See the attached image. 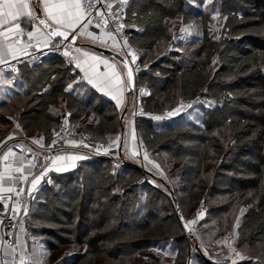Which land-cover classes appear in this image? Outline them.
<instances>
[{
  "label": "trees",
  "instance_id": "obj_1",
  "mask_svg": "<svg viewBox=\"0 0 264 264\" xmlns=\"http://www.w3.org/2000/svg\"><path fill=\"white\" fill-rule=\"evenodd\" d=\"M212 5L225 16L219 37L205 0H129L126 20L135 30L128 45L145 67L137 83L150 92L136 128L154 175L123 157L118 165L94 154L71 171L53 172L28 215L34 240L27 264H49L44 249L53 255L66 248L53 264H211L219 235L234 231L239 247L264 264V0ZM173 22L189 26L185 41L174 43ZM14 75L0 79V142L21 129L50 143L61 117L75 126L88 112L97 122L78 127L90 139L122 137L117 106L78 83L79 73L57 56ZM199 97L214 104L155 117Z\"/></svg>",
  "mask_w": 264,
  "mask_h": 264
},
{
  "label": "built area",
  "instance_id": "obj_2",
  "mask_svg": "<svg viewBox=\"0 0 264 264\" xmlns=\"http://www.w3.org/2000/svg\"><path fill=\"white\" fill-rule=\"evenodd\" d=\"M86 2L87 0H82V3ZM128 2L129 0H92L93 7L88 10L84 20L90 31L96 34L105 33L119 40L120 46L117 52L130 61L137 76L145 67L140 61L139 54L128 45L129 34L135 30V27L126 20ZM88 20H91V23H88ZM29 32L31 30L22 29L20 35L16 37V41L24 40L27 42L26 51L19 57L2 64L0 66L1 73L16 74L23 65L39 66L50 56H57L67 67L76 70V54L79 49L76 45L65 40H56L48 46H43L36 42L34 36L29 39L27 35ZM188 35L189 30L181 28L174 37V43L185 41ZM57 41L62 42L58 47H54L53 45ZM149 94V89L139 85L136 79L135 93L133 95V117L135 120L141 115H146L142 101ZM203 104L211 106L214 102L206 97L182 99L172 110L155 117L168 118L177 116L190 111L195 105ZM169 113H172V115H169ZM30 141L23 130L13 129L7 142L18 151L21 164L30 167L33 175H37L46 169L48 154L66 149L71 145H76L79 149L91 155L107 156L115 164H121L122 148L120 137L106 141L92 140L82 127L72 126L66 116L60 118L59 127L50 143H46L45 139L41 137L39 139V145L41 146L32 147L29 146ZM140 149L142 152L146 151L143 144H141ZM5 163L14 185L8 192L0 189V227L6 232L5 235L8 236L9 229L7 227L9 223H13L14 231L26 234L28 232V215L34 200L33 194H27L26 191L28 175L15 165L14 158L7 159ZM140 166L144 167L145 163ZM45 176H48V174H45ZM215 246H217L216 252L207 256L214 264H240L251 259L246 251L239 247L238 242L231 233L222 234L217 239ZM193 252L194 247H190L189 253L192 254ZM29 256V248L27 246L23 249L20 257L27 262ZM18 259L19 256L16 253L8 252L0 246V264L7 262L16 263Z\"/></svg>",
  "mask_w": 264,
  "mask_h": 264
},
{
  "label": "crops",
  "instance_id": "obj_3",
  "mask_svg": "<svg viewBox=\"0 0 264 264\" xmlns=\"http://www.w3.org/2000/svg\"><path fill=\"white\" fill-rule=\"evenodd\" d=\"M27 2L29 4V11L34 9L36 14L35 8L38 6L46 21L49 24L52 23L43 13V0H41L39 5L33 0H27ZM23 19L25 18H18L16 21H11L10 24L0 26V32H3V34H0V66L9 62L11 59L19 57L26 51L28 47L27 42L24 40L16 41V37L20 35L22 29L31 30L34 33L33 36L36 42L43 46H48L54 41L48 35V31L39 24L38 20H34L32 24L26 26L22 23ZM17 23L20 24L19 29L14 28V25ZM10 27L12 29L11 31H4V29ZM53 27L58 28L60 31H65L66 34H73L78 38L76 47L79 49L76 54V59L79 68H76V71L79 73V76L77 82L86 84L88 87L94 89L101 97L112 101L123 115L122 119L125 125L122 135L124 139L122 145L123 159L139 165L143 163L148 165L149 161L147 160L146 152H142L140 149L142 142L136 128V120L132 113L131 95L128 94L129 79L127 70L117 59L100 53L89 46L96 45L117 52L120 46L119 40L105 33L96 34L90 31L85 20H82L75 31L65 29L59 25H53ZM20 72L21 68L15 74L16 77L20 76ZM1 77H3V73L0 72V79ZM67 90L70 92L73 91L71 84H68ZM66 117L69 120L68 115ZM96 122L97 117L91 112H88L75 126H81L85 123L95 124ZM10 136H6L0 142V189L6 192L10 191L14 185L5 163L9 158H14L15 165L28 175L26 191L27 194H33L35 196L42 184L45 181H50L53 172L62 173L71 171L80 165L81 162L92 156L86 151L79 149L76 145H71L66 149L48 154L46 169L37 175H33L30 167L21 164L18 151L7 142ZM40 138L31 140L29 146H41L39 145ZM45 174H48V176H45ZM5 234L6 232L0 227V246L8 252L16 253L19 256V264H24L26 261L22 260L20 256L23 249L28 246L25 234L17 233L14 231V228L8 231L9 239H7ZM5 264L14 263L7 262Z\"/></svg>",
  "mask_w": 264,
  "mask_h": 264
},
{
  "label": "snow or ice",
  "instance_id": "obj_4",
  "mask_svg": "<svg viewBox=\"0 0 264 264\" xmlns=\"http://www.w3.org/2000/svg\"><path fill=\"white\" fill-rule=\"evenodd\" d=\"M40 2L41 0H35L37 5ZM43 4V13L52 22L51 24L37 16L34 9L29 11L27 0H0V17H2L0 26L10 24L11 21H16L18 18H25L22 23L26 26L32 24L34 20H39V24L52 29L48 33L50 37H62L63 40H68V35L65 31H60L53 25H59L65 29L75 31L76 27L84 20L88 10L93 7L92 0H87L86 3H82V0H43ZM88 23H91V20H88ZM14 28L19 29L20 24H15ZM11 30V27L4 29V31ZM0 34H3V32H0ZM27 35L31 39L34 33L29 32ZM74 39L75 37L73 36ZM61 42L57 41L53 46L58 47ZM76 67L79 68V64ZM169 115H172V113H169ZM156 119L159 120L160 117H156Z\"/></svg>",
  "mask_w": 264,
  "mask_h": 264
},
{
  "label": "water",
  "instance_id": "obj_5",
  "mask_svg": "<svg viewBox=\"0 0 264 264\" xmlns=\"http://www.w3.org/2000/svg\"><path fill=\"white\" fill-rule=\"evenodd\" d=\"M35 2V0H33ZM36 15L39 16L40 18L42 19H45L40 8L38 6H36ZM46 20V19H45ZM39 22V20H38ZM48 23V21H46ZM49 24V23H48ZM47 31L48 33L52 30L51 28H48V27H45V25H42ZM68 35V40H65V41H68L70 42L71 44L73 45H77V36L73 35V34H67ZM73 36L75 37V39L73 40ZM54 41L56 40H63L62 37H52ZM91 48H93L94 50L100 52V53H103L107 56H110V57H113L115 59H117L127 70V74H128V79H129V89H128V94L133 96L134 93H135V87H136V79H137V76L134 72V69H133V66L132 64L130 63V61L124 57L122 54L118 53V52H115V51H112V50H109V49H106V48H103V47H99V46H96V45H89ZM123 116V115H122ZM123 137L121 139V148H122V145H123ZM148 167L147 166H140V169L141 171L144 172V174H147L149 176H153L154 174L149 170L147 169ZM172 198H173V202H174V205H175V209L177 211V214L181 220V223L183 225V227L185 228L188 236L190 238H193L194 235H193V232L191 230V227L190 225L188 224V222L186 221V219L184 218L181 210H180V207H179V204H178V201L176 199V197L174 195H172ZM14 228V224L13 223H9L7 229H13ZM7 239H9V237L7 236ZM197 249H200L199 246H197ZM207 261L211 264H214L212 263L209 259H207ZM246 264H262L258 259L256 258H251L250 260H247L245 261Z\"/></svg>",
  "mask_w": 264,
  "mask_h": 264
},
{
  "label": "rangeland",
  "instance_id": "obj_6",
  "mask_svg": "<svg viewBox=\"0 0 264 264\" xmlns=\"http://www.w3.org/2000/svg\"><path fill=\"white\" fill-rule=\"evenodd\" d=\"M205 5L207 6V5H210V7H209V9L211 10V14H210V18H209V28H210V31L216 36V37H219L220 36V34H221V31H222V28H223V25H224V22H225V16L224 15H222L220 12H219V8H218V6L214 9L213 8V5H212V0H205ZM171 26H172V32H173V34H174V37L176 36V34H177V32H179V30L181 29V28H186V29H188L189 31H190V28H189V26H184L182 23H180V22H177V23H175V22H173V23H171ZM173 46V45H172ZM169 47V49H174L173 47ZM165 48V46L164 45H162L161 47H160V49H159V51H162L163 49ZM15 77H16V75H14ZM195 115H198V114H195ZM6 138V137H5ZM115 138H118V136L117 137H114V138H112V139H115ZM150 164H152V162H150ZM145 166H147L148 168L147 169H149L150 171H153L152 170V168L149 166V164L148 165H145ZM143 172V171H142ZM143 174H144V172H143ZM145 175V177L147 176V177H149V175H147V174H144ZM195 226H196V224H193V230H194V228H195ZM192 230V229H191ZM187 233V232H186ZM227 233H231L233 236H234V238L236 239V241L238 242V235H237V233L234 231V232H227ZM30 233L28 232V233H26L25 234V238L27 239V242H28V248H29V254H30V261L32 260V258H33V254H32V245H30L29 244V241H31V242H33V240H34V238L33 237H31L30 235H29ZM225 234V233H224ZM188 235V234H187ZM222 235V234H221ZM221 235H219V237L221 236ZM189 237V236H188ZM218 237V238H219ZM217 238V239H218ZM190 239H193V238H190ZM215 245H216V243H215ZM214 245V248H213V253H215L216 252V248H217V246H215ZM66 249H69V248H66ZM66 249H63V250H61V251H59V252H57V253H55V254H48V252L46 251V249H44V251H42L43 252V254H42V258H43V262H45V261H47V262H49V264H53V263H55V261L56 260H58V259H60L61 258V256H62V254L64 253V251L66 250ZM38 251V252H37ZM37 251H35V255L37 256V257H39V251H40V247H37ZM213 253H209L208 255H212ZM19 260V259H18ZM40 260V261H41ZM169 261V260H168ZM167 261V262H168ZM20 263V260H19V262L17 261L16 263H14V264H19ZM24 264H27V262H24ZM253 264V263H252Z\"/></svg>",
  "mask_w": 264,
  "mask_h": 264
}]
</instances>
